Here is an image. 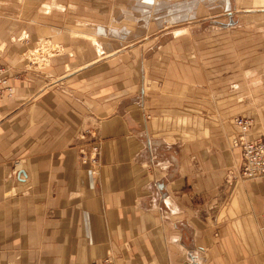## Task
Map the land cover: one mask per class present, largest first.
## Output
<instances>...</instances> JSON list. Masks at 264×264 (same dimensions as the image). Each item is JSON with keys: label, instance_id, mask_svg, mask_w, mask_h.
I'll return each instance as SVG.
<instances>
[{"label": "crops", "instance_id": "obj_1", "mask_svg": "<svg viewBox=\"0 0 264 264\" xmlns=\"http://www.w3.org/2000/svg\"><path fill=\"white\" fill-rule=\"evenodd\" d=\"M64 30L0 16V264H264V177H238L234 127L196 113L159 51L149 74L142 52L67 46ZM50 38L73 56L40 69L28 53Z\"/></svg>", "mask_w": 264, "mask_h": 264}, {"label": "rangeland", "instance_id": "obj_2", "mask_svg": "<svg viewBox=\"0 0 264 264\" xmlns=\"http://www.w3.org/2000/svg\"><path fill=\"white\" fill-rule=\"evenodd\" d=\"M222 2L0 0V16L20 20H61L66 25L67 46L68 37L72 39L78 33V45L90 42L99 54L106 47L122 46L124 50L142 52V56L147 57L146 72L149 74L154 72L150 67L157 64L150 57L159 51L164 57L159 58L160 62H178L183 84H194L197 114L206 105L209 114L216 115L218 123H229L232 127L235 117H247L252 120L247 134H254L252 127L256 123L264 134V0H229L231 7L227 9L220 6ZM90 26L93 27L92 34L97 36L86 33ZM26 34L20 32L15 38L28 40ZM95 39L101 44L98 45ZM58 50L73 56L71 48H65L53 38L50 41L41 39L33 49L30 48L28 55L42 69L48 66L50 56ZM234 129L233 139L237 134Z\"/></svg>", "mask_w": 264, "mask_h": 264}, {"label": "built area", "instance_id": "obj_3", "mask_svg": "<svg viewBox=\"0 0 264 264\" xmlns=\"http://www.w3.org/2000/svg\"><path fill=\"white\" fill-rule=\"evenodd\" d=\"M8 69L0 64V99L10 97L13 94V88L9 84ZM234 127L237 130L233 146L240 151V162L237 167V175L241 179H255L264 177V138H251L249 132L252 120L247 117L237 116L234 118ZM84 163L96 162V157L89 158L81 156ZM185 264H197L192 258H188ZM89 264H118L111 256H106L98 260H92Z\"/></svg>", "mask_w": 264, "mask_h": 264}, {"label": "bare ground", "instance_id": "obj_4", "mask_svg": "<svg viewBox=\"0 0 264 264\" xmlns=\"http://www.w3.org/2000/svg\"><path fill=\"white\" fill-rule=\"evenodd\" d=\"M52 5H53V4H52ZM52 5H51V6H52ZM53 6H54V5H53ZM58 7H59V6H58ZM93 42H94V41H93ZM93 45H94V44H93ZM96 45H97V44H96ZM97 47H98V46H97Z\"/></svg>", "mask_w": 264, "mask_h": 264}]
</instances>
